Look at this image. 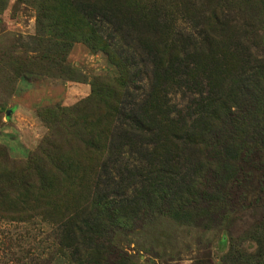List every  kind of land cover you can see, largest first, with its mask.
Segmentation results:
<instances>
[{"label": "rangeland", "instance_id": "obj_1", "mask_svg": "<svg viewBox=\"0 0 264 264\" xmlns=\"http://www.w3.org/2000/svg\"><path fill=\"white\" fill-rule=\"evenodd\" d=\"M75 219L102 264H264V0H0V264H68Z\"/></svg>", "mask_w": 264, "mask_h": 264}, {"label": "trees", "instance_id": "obj_2", "mask_svg": "<svg viewBox=\"0 0 264 264\" xmlns=\"http://www.w3.org/2000/svg\"><path fill=\"white\" fill-rule=\"evenodd\" d=\"M254 22H255V19L253 18L252 14H250V13L247 14V17L243 18L242 23H239V25H238L239 34L242 37L248 38V35L251 33V30L253 29V23ZM231 24H233L235 26L237 25L236 22H233ZM159 26L164 28V26L161 24H159ZM218 31H221V28H218ZM235 34H236V32H235ZM146 39H147V44L150 47L156 49L155 52H156V54H159L158 57L162 59L161 61H164V62L167 61V62L171 63L173 59L179 58L181 56L177 52H175L176 47H175V43H173V42L167 43L166 40L159 39V38L155 39V38L149 36L148 34H147ZM205 39H206V34H205L204 40ZM204 40H202V42ZM65 41H67V38L64 37L63 42H65ZM63 45L67 46V44H63ZM36 49H39V50L41 49V52L44 51V48H42V47H37ZM42 49H43V51H42ZM45 51H47V53H48L50 51V48H49V51L48 50H45ZM63 52L64 51H62V53H61L62 56H60L58 58V61H55L54 58L47 55L48 61H50L47 63V67L49 69H52V67H56V69H57L56 71H58V69H59L58 72H52V71L48 70V68H46V65H42V66L36 68L35 70H33L34 68H22V69H23V71H28V72H37L39 74L55 75V76H59V77H68L69 78L73 74V70L69 67V65L67 63H65L66 57L64 55V58H63ZM108 55H110V54H108ZM195 56H197V55H194V57ZM157 64H160V60L157 62ZM41 67H45L46 69H43ZM203 75H200L199 77H203ZM225 77H226V75L222 78V80H224ZM210 100H211V98H208V100L206 101L207 109L210 108V106H211ZM202 109H203V106L200 108L199 112H201ZM214 112H215V110H214ZM214 112L208 111L209 116ZM215 126H216V124L214 123L213 120H211L210 129L215 130ZM170 131H166V134L164 135L165 140H169L170 137L175 136V133L177 136V133H178L177 130L174 132H172V131L170 132ZM201 133H203V132L201 131ZM152 155H153V157H151V160L149 161L150 167H152L153 162L158 167L159 166L157 163L158 159L156 157L159 154H158V150L156 147L154 148ZM165 163L167 164V163H169V161H167ZM167 166H169V168L172 170L171 172L175 171L176 166H175V168H172V166L170 164H168ZM159 167L158 168H150L151 173L147 178L150 180V182L144 183L143 185H141L140 188L136 192L138 198L140 199V203H139L140 206L138 205V207L135 208L131 205L130 202L129 203H122L123 208H117L116 209V215L117 216H122V217L126 218V220H127L128 219L127 217H129V216L133 217L137 212L140 211V209H142V210L148 209L150 207V204H151L153 199L160 198V194L156 192V189L154 187V183L152 182V181H158V180L162 179V176L159 174V171H160ZM153 174H155V175H153ZM75 179L76 180H83L80 177H75ZM75 181L73 182L72 185L76 187ZM96 185H98V184H96ZM96 195L98 196L97 193H96ZM154 196L156 198H154ZM161 196H162V194H161ZM172 202L174 203V206H181V204L184 203V200L181 196L173 195ZM96 204H98V203H96ZM99 212H102V209ZM117 216H115V217H117ZM100 220L101 219H98V217H97V221H98L97 227L98 228H100ZM73 226H74V235H72V244H71V250H70V257L68 258V261H69L68 264H102V262H104L106 260V254H107L106 243L111 239L109 236V234H111V231L104 234V232H102V230L97 229V228L95 230L94 227H92V226H87L89 231H83L76 224V219H75Z\"/></svg>", "mask_w": 264, "mask_h": 264}]
</instances>
